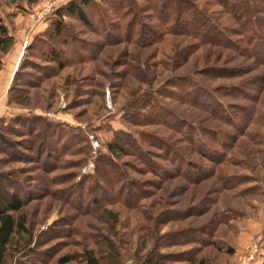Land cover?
Here are the masks:
<instances>
[{"label":"rangeland","instance_id":"obj_1","mask_svg":"<svg viewBox=\"0 0 264 264\" xmlns=\"http://www.w3.org/2000/svg\"><path fill=\"white\" fill-rule=\"evenodd\" d=\"M68 1L0 0V172L23 201L2 264H235L255 241L264 263V3L179 0L203 39L172 6L93 0L47 36Z\"/></svg>","mask_w":264,"mask_h":264},{"label":"trees","instance_id":"obj_2","mask_svg":"<svg viewBox=\"0 0 264 264\" xmlns=\"http://www.w3.org/2000/svg\"><path fill=\"white\" fill-rule=\"evenodd\" d=\"M36 0H27L28 3H33ZM112 1V0H109ZM243 0H241L242 2ZM261 3H264V0H259ZM158 3V6L162 8V6L169 5L170 8L168 11L173 13V18L170 22L171 25L180 27L181 23H188L190 27V31L195 33L198 37L206 38L209 34H214L219 36V31L215 30L213 26H211L208 21L204 18L199 10H197L193 5H189L185 7V9H181L180 12L178 11L179 8L183 5L182 1L179 0H155ZM93 4V0H70L65 3L63 6L58 7L55 10L56 19L52 20L51 22V31L50 33H46L47 36L56 37L60 34L62 29L64 28L63 23L61 21V17L68 16L74 17L79 20L82 24L89 26L90 22L87 18V14L85 9L88 8ZM173 9H175L173 11ZM183 12V13H182ZM247 14H250V11L247 10ZM183 18V21L181 22ZM257 18L253 17L252 20H256ZM196 20V21H195ZM247 23H251V16L247 17ZM258 22V20H256ZM255 21V22H256ZM193 22V23H192ZM248 23V24H249ZM250 34L252 37L257 38V42L255 47H257V51L259 50L260 44H264V37L260 35V33L254 34L251 28L249 29ZM211 35V36H214ZM214 40V39H212ZM11 39L10 36L7 34L6 27L3 25L1 18H0V51L4 52L8 46L10 45ZM254 46L251 48L252 53L256 51ZM258 54V53H257ZM47 60L51 63V69H59L64 66V62H66L65 58L63 57L62 52L57 51L55 49H49L46 54ZM15 78V74H14ZM109 150H119L121 152L124 150V145L121 143L113 142L112 144H108ZM7 175L2 174L0 172V264H2L5 250L7 244L11 238V236L18 230L23 229V225L21 221H15L13 217V212L19 210L22 206L23 201L18 196L15 191L8 190L9 180L6 178ZM29 247L27 246L26 249ZM31 250V249H30ZM152 256L147 257V259L142 261V264H163V255H158L157 258L152 260ZM66 261V258H62L59 260V263H63ZM86 264H97L96 260L93 257H88ZM187 264H205L202 258L195 260H189ZM264 264V263H262Z\"/></svg>","mask_w":264,"mask_h":264},{"label":"built area","instance_id":"obj_3","mask_svg":"<svg viewBox=\"0 0 264 264\" xmlns=\"http://www.w3.org/2000/svg\"><path fill=\"white\" fill-rule=\"evenodd\" d=\"M51 7L52 4L50 3L44 7V10L47 11ZM41 16H42V12L36 14V21L40 20ZM257 250L258 249H257L256 241L254 243L247 245L244 248L243 254L237 257L235 264H251V262H253L254 260L255 254H257Z\"/></svg>","mask_w":264,"mask_h":264},{"label":"crops","instance_id":"obj_4","mask_svg":"<svg viewBox=\"0 0 264 264\" xmlns=\"http://www.w3.org/2000/svg\"><path fill=\"white\" fill-rule=\"evenodd\" d=\"M22 43V42H21ZM26 46L25 42L23 44V46H21L20 48L22 49L20 52H18L10 61V64L11 65V68H10V74H9V77H8V82L12 80L13 78V74L15 73V70L16 68L19 66V61H20V58H21V55H22V52H23V48ZM7 82V84H8Z\"/></svg>","mask_w":264,"mask_h":264}]
</instances>
